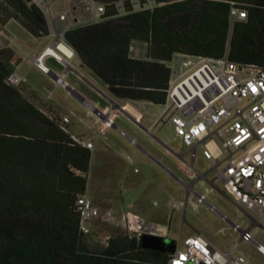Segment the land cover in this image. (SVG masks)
Here are the masks:
<instances>
[{
	"label": "trees",
	"instance_id": "trees-1",
	"mask_svg": "<svg viewBox=\"0 0 264 264\" xmlns=\"http://www.w3.org/2000/svg\"><path fill=\"white\" fill-rule=\"evenodd\" d=\"M97 1L107 8L103 19L68 28L64 38L118 99L165 103L164 61L177 52L220 58L229 51L236 62L264 66V0ZM6 2L32 34H50L35 0ZM233 3L248 17L231 27ZM133 42L147 44L145 57L131 52ZM13 70L0 57V264H164L170 253L128 234L99 250L86 244L77 202L87 194L92 151L9 82Z\"/></svg>",
	"mask_w": 264,
	"mask_h": 264
},
{
	"label": "built area",
	"instance_id": "built-area-1",
	"mask_svg": "<svg viewBox=\"0 0 264 264\" xmlns=\"http://www.w3.org/2000/svg\"><path fill=\"white\" fill-rule=\"evenodd\" d=\"M53 1L35 0L42 9L49 8L50 12ZM74 1L95 22L102 20L107 10L106 5L97 0ZM135 6L136 9L141 8L140 2H136ZM120 13H128L124 3L120 4ZM247 17L246 8L240 4H232L231 27ZM60 19L66 27L75 23V17L70 18L64 13L60 15ZM66 30L61 29L58 40L46 47L41 55L33 57V60L45 73L53 75L60 87L71 92L69 70L58 75L45 62L47 56L60 62H68L77 55L64 38ZM134 43L136 42L131 45L132 53ZM60 44H64L69 52L63 50ZM39 60L44 61L45 67ZM164 63L170 69L167 98L161 104L162 112L152 128H161L165 123H171L175 138L186 146L187 153L191 156L188 161L191 173L194 170L199 172L196 166L199 153L210 161V169L199 173L206 175L212 185L207 193H199L190 184L184 198L170 195L168 200L171 209L195 211L206 203L212 211L228 220V215L207 198L212 190L218 189L216 182L221 181L223 191L252 219L251 226L247 228L238 222H231L233 229L241 235L231 252L221 249L203 234L195 233L185 237L164 264H250L249 256L238 252L241 242L254 243L264 254V244L253 232L256 223L264 228V66L236 62L230 58L229 51L220 58L177 52ZM8 80L13 85H18L25 79L12 73ZM127 103L137 111L135 117L141 123L153 111L150 106L155 105L148 100H131ZM142 108L145 112L141 111ZM104 119L108 127L115 123L111 115H104ZM69 123L67 116L60 120V126L67 132H70ZM72 137L79 144L93 148L92 141L75 134ZM193 193L198 197L195 201L191 200ZM158 204L156 201L155 205ZM77 206L81 213L80 231L87 235L91 232L93 221L100 215V210L87 194L79 197ZM122 219L125 228L133 233L130 236H135L140 241L145 234L170 238L169 222L147 221L134 210L133 204L123 213Z\"/></svg>",
	"mask_w": 264,
	"mask_h": 264
},
{
	"label": "rangeland",
	"instance_id": "rangeland-1",
	"mask_svg": "<svg viewBox=\"0 0 264 264\" xmlns=\"http://www.w3.org/2000/svg\"><path fill=\"white\" fill-rule=\"evenodd\" d=\"M73 6L76 9H73ZM53 11L64 13L71 17H81L82 19H92L89 14L84 12V9L74 0H54L51 3ZM47 18L51 19V12L49 8L44 7ZM13 8L6 2L0 0V57L8 62L12 67L21 61V56L24 57V64L26 68L35 69L32 59L33 52L38 53L39 37L43 38V43H51L55 38L49 35L36 36L32 34L22 22H20L13 14ZM48 19V21H49ZM94 21V20H92ZM81 24H73L68 28L76 27ZM50 33H53L50 25ZM133 54L137 57H145L147 54V44L136 42ZM40 54V53H39ZM36 55L34 57L39 56ZM46 63L58 72H62L59 63L52 62L47 59ZM61 63V62H60ZM74 69L68 71V76L72 84L76 87L78 92L87 89L93 96L100 99L104 104L101 106V112L109 114L115 107V102L111 100L109 92L105 84L95 78L88 67H82L81 62L77 57L71 59L70 62ZM67 67H64V70ZM14 73V70H13ZM64 73V72H63ZM62 73V74H63ZM53 81H57L52 75H48ZM22 77V76H21ZM24 78V77H23ZM25 79V78H24ZM22 89L24 94L29 96L42 109L47 110V103H39L33 91L27 86L26 79L20 84L16 85ZM81 94V93H80ZM64 104L60 107L62 114L69 116L71 122L68 124L71 134H82L83 136L97 138L98 127L100 122H105L101 112L95 110L92 105L83 102L79 96L71 93L68 89L61 90ZM92 100H95L92 98ZM129 102L125 99H120V104ZM93 104V103H92ZM153 111L146 115L144 124L147 127H153L156 120L162 112L161 105H151ZM122 117L118 119V126L123 122L129 120L133 127H137L140 133L146 135L152 141L155 152L166 161L172 168L178 172H182L181 164L185 165L176 154L167 150L165 145L159 140L151 137L142 128H140L130 117L119 109ZM141 111L145 112L142 108ZM50 113L51 111H47ZM57 114L59 121L63 118L61 114ZM136 125V126H135ZM139 127V128H138ZM74 132V133H73ZM157 136L166 144L173 146L178 152L183 151L180 142L175 139L174 127L171 123H165L161 128L157 127L154 131ZM109 133H115L114 128L109 130ZM75 134V135H76ZM81 137L80 135H77ZM97 141V139H96ZM130 149H132V146ZM115 155L110 158V154L106 151L95 153L92 157L90 171L88 173L87 195L92 199L93 203L99 208L100 215L93 221L91 232L85 236V242L93 249L99 250L104 248L111 236L116 235H132L123 224V213L133 204L134 210L137 212L145 203L144 208L139 211L147 221H159L161 223H170V238L180 245L183 239L189 235L197 233L198 229L204 230V225L201 220L209 223L210 227L220 229L218 234V243L221 246H234L240 239V233L233 229V227L223 220L220 215L212 211L206 203L201 204L196 212L192 210L186 211V222L183 221L182 209L178 210H164L166 203H169V196L175 195L179 198H184L188 190L183 185L175 182L173 176L163 168L151 162L140 154L125 151L123 148L116 151ZM186 159L190 160V154H186ZM106 162H113L117 167L114 175H106ZM196 166L199 172H206L210 169V161L207 160L201 153L198 154ZM188 169L189 166L186 165ZM147 174L144 180L141 178ZM198 178L199 173L194 172ZM212 175V173H211ZM218 189L212 190L208 195V200L215 204L222 212L226 213L232 220L238 221L243 227L247 228L252 222L251 217L238 206H236L231 199L226 196L223 190V183L217 181ZM131 187L130 191L127 188ZM212 185L205 180H200L196 183V189L199 193H207ZM163 188V190H162ZM152 191H149V190ZM192 200H197L198 197L193 193ZM159 201L160 206L155 205ZM168 212V213H167ZM222 228V229H221ZM256 238L264 244V228L257 224L253 228ZM229 241V245L227 244ZM238 252H244L250 258V264H264V254H262L254 243L243 241L238 247Z\"/></svg>",
	"mask_w": 264,
	"mask_h": 264
},
{
	"label": "crops",
	"instance_id": "crops-1",
	"mask_svg": "<svg viewBox=\"0 0 264 264\" xmlns=\"http://www.w3.org/2000/svg\"><path fill=\"white\" fill-rule=\"evenodd\" d=\"M73 9H76V7L73 6ZM61 14H63V13H60L58 11H53L52 7H51V19H49V18L48 19H49L50 25L52 26L53 33H50L49 36H52L55 39L51 43L44 44L43 41H42L44 37H39L38 38L39 39V41H38L39 47H37L38 53L37 52H33L32 59H33L34 56L38 55L39 53H40L39 55H41L46 47L52 45L55 41L58 40V34H59V31L61 29H63V28L68 29V27H66V24L60 19V15ZM94 22L95 21H92V19L91 20L90 19H82L79 16L75 17V24H81L79 26L86 25V24H91V23H94ZM77 56L78 55H76L75 57H77ZM21 58H22V60L18 61V63H16L13 66L14 73H16V74H18V75H20V76H22V77H24L26 79V84L33 91V93L35 94L37 102H39V103L42 102L44 104L47 103V106H44V107L47 108V110H45V111H52V112L56 111L59 114H61L62 117H66L67 115L64 116L62 114L61 110H60V107L63 106V104H64L63 97L61 96V90H63L64 88L60 87L57 81H53L54 79L53 80L50 79V77L48 76L49 74L45 73L43 71V69L38 67L34 63V61H33V64H34L33 68H35V69L31 70V68L30 69L26 68L25 64H24V57L21 56ZM78 58H79V60L81 62V66H82V60L80 59L79 56H78ZM47 59L51 60L52 62H55V63L58 62L59 63V66H60V69H62V72H58L55 69H53L55 71V73L58 74V75H62V73L66 71V69L64 70V67H67V70H69V71L71 69H74V66L70 63L71 60H69L68 62H61L60 63V61L56 60L54 57L47 56L45 58V62H46ZM43 64L45 65L44 61H43ZM82 67H87V66H82ZM90 71H91L92 75L95 78H97L94 75V73H93V71L91 69H90ZM97 79L100 80L99 78H97ZM68 80H69L70 85L74 88V90L76 92H78L76 87L70 81L69 76H68ZM100 81H102V80H100ZM103 83L105 84V86H106V88H107V90L109 92V95L115 100V105L118 106L119 104L116 103V102H120V99H118L114 95H112L111 92L109 91L108 85L105 82H103ZM80 93L79 94L85 100L84 102L92 105L93 108H96L99 112H101V110H99V109H102L101 106H103L104 104L102 103V101L100 99H97L95 96H93L92 93L89 90H87V89H83L82 88L80 90ZM92 98H94L95 100H92ZM120 105L123 106L124 104H120ZM128 112H130V114L135 117V113H132L131 111H128ZM101 114L102 115H108V114H105L103 112H101ZM110 115L114 119L115 123H118V119L122 117L121 112L120 111H115V110L112 111ZM67 117H69V116H67ZM69 119H70V117H69ZM70 122H71V119H70ZM142 124H144V122ZM133 125L134 124H132L131 121L126 120L119 127L124 129L128 133V135H130L131 137L136 139L145 149H147L154 156H156L166 166L167 169L163 168L158 163H155V164H158L157 166H159V167L163 168L164 170H166L167 172H169L173 176V180L175 182L179 183L180 185H183L184 187L187 188V190H188V185H190V184L194 185L195 189H196V183H197L196 182V180H197L196 175L194 173H191L190 169H188V167H186V165H183V164H181V167H180L182 169L181 173L176 171L174 168H172L166 161H164L162 158H160V156L155 152V150L153 149L152 141L150 139H148L146 137V135H144L143 133H140L138 131V129H136L137 127H133ZM111 128H114V127H108L104 122H100L99 123V127H98L99 130H98V133H97V138H94V137H88L87 138L86 136H83L82 134H76L74 132L73 133L76 134V135H80L81 137H84L85 139L90 140V141L93 142V148L91 149L92 157H93V155L95 153H98L99 151L100 152L106 151V152H108L110 154L109 155L110 158H112L115 155L114 153L116 151H119V150H121V148H123L125 151H129V152H132V153H136L137 152L141 156H144L145 158H147V160H151V162H154L152 158H150L148 155H146L137 145H135L132 141H130L126 136H124L121 133H119V131H117L115 128H114L115 133H109V130ZM150 128L153 129L152 127H150ZM153 131H155V129H153ZM96 139H97V141H96ZM175 139H177V138H175ZM177 140L180 142V145L183 147V151L182 152H178V151H176L174 149L173 146H170V145L169 146L175 151L174 154H176L180 160L181 159H186V154H188L187 153V148H186V146H184V144L179 139H177ZM129 146H132V149H130L131 147H129ZM167 150L169 151V149H167ZM169 152H171V151H169ZM186 161H190V160L186 159ZM91 162H92V160H91ZM106 168H107L106 169V175H114V173L117 171V167L115 166V164L113 162H106ZM147 176H148L147 174H144V176L141 178V180L145 181V178ZM131 187L132 186L128 185L127 191H130ZM162 190H163V188H162ZM149 191H152V190L150 189ZM196 191H197V189H196ZM222 192L226 196H228L231 199V201L236 206H238L229 195H227L223 190H222ZM191 200H192V198H191ZM157 202L159 203L157 206H160V202L159 201H157ZM145 205L146 204L144 203L143 206L139 209L140 212L144 208ZM164 210L165 211L166 210H168V211L172 210L170 205H169V203L165 204ZM182 210L184 211V213H183V221L186 222L187 221L186 220V210H184V209H182ZM197 210L192 211V212L194 213ZM139 211H137V213H139ZM243 211H245V210H243ZM139 214L142 215L141 213H139ZM220 217L222 218L221 215H220ZM201 221L203 222L204 230L203 229H198L197 233L203 234L204 236L209 238L213 243H215L217 246H219L221 249H223V250H225L227 252H231L233 250L234 246H226V245L225 246H221L218 243V237L217 236L219 234L220 229L218 230V229H215L213 227H210L209 223L204 221V220H201ZM225 221L228 222L232 226L231 222L234 221V220H232L229 217V219L225 220ZM157 222H159V221H157ZM234 222H238V221H234ZM255 225H257V223ZM255 225H254V227H255ZM250 226H251V224L249 225V227ZM227 244L229 245V241H227Z\"/></svg>",
	"mask_w": 264,
	"mask_h": 264
},
{
	"label": "water",
	"instance_id": "water-1",
	"mask_svg": "<svg viewBox=\"0 0 264 264\" xmlns=\"http://www.w3.org/2000/svg\"><path fill=\"white\" fill-rule=\"evenodd\" d=\"M71 93L76 94L77 96L80 97L81 100H84V98L78 92H76L73 87H72ZM110 98H111L112 101L115 102V100L111 96H110ZM114 109H119L122 112L126 113L130 117V119L132 121H134L140 128H142L147 134H149L151 137H153V138L159 140L160 142H162L165 145V147L167 149H169V151H171L172 153H175V151L169 145H167L164 141H162L157 136V134L153 131V129H151L150 127H147L146 125L142 124L138 119H136L134 116H132L130 114V112H128V110L125 109L123 106H121V105L116 106L115 105ZM114 109H113V111H114ZM110 114L111 113H109L107 116H110ZM102 116L104 118V115H102ZM112 127H114L122 135L126 136L130 141H132L135 145H137L146 155H148L150 158H152L155 162H157L163 168L167 169L166 166L156 156H154L150 151L145 149L136 139H134L133 137L128 135V133L124 129L119 127L116 123L112 124ZM181 161L185 165L191 167L189 165L188 161H186V159H181ZM194 172H198V171L194 170ZM200 180L208 181V178L206 177V175H202L201 173H199L196 182H198ZM141 245L144 248L154 249V250L163 251V252H167V253H174L176 251V247H177V243L173 239L172 240H168V239H166L164 237H161V236H154V235H149V234H145V235L142 236Z\"/></svg>",
	"mask_w": 264,
	"mask_h": 264
},
{
	"label": "bare ground",
	"instance_id": "bare-ground-1",
	"mask_svg": "<svg viewBox=\"0 0 264 264\" xmlns=\"http://www.w3.org/2000/svg\"><path fill=\"white\" fill-rule=\"evenodd\" d=\"M60 47L63 50H65L66 52H69L68 49H67V47L64 44H60ZM39 62H40V64L42 66L45 67V65L43 64V61L42 60H39ZM125 109H127L128 111H131L132 113H136V110L130 104H128V103L125 105Z\"/></svg>",
	"mask_w": 264,
	"mask_h": 264
}]
</instances>
